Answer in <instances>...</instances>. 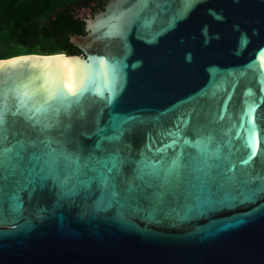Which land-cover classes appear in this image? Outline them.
Listing matches in <instances>:
<instances>
[{"label": "water", "instance_id": "water-1", "mask_svg": "<svg viewBox=\"0 0 264 264\" xmlns=\"http://www.w3.org/2000/svg\"><path fill=\"white\" fill-rule=\"evenodd\" d=\"M84 31L0 59V264H264V0Z\"/></svg>", "mask_w": 264, "mask_h": 264}, {"label": "trees", "instance_id": "trees-1", "mask_svg": "<svg viewBox=\"0 0 264 264\" xmlns=\"http://www.w3.org/2000/svg\"><path fill=\"white\" fill-rule=\"evenodd\" d=\"M78 0H0V59L13 57L15 46L30 54L79 55L71 35L85 34Z\"/></svg>", "mask_w": 264, "mask_h": 264}, {"label": "flooded vegetation", "instance_id": "flooded-vegetation-1", "mask_svg": "<svg viewBox=\"0 0 264 264\" xmlns=\"http://www.w3.org/2000/svg\"><path fill=\"white\" fill-rule=\"evenodd\" d=\"M108 1L109 0H78L77 6L80 7L78 9V17L83 20L88 19V14H97L104 9V6ZM84 10H86V14H82V11Z\"/></svg>", "mask_w": 264, "mask_h": 264}, {"label": "rangeland", "instance_id": "rangeland-1", "mask_svg": "<svg viewBox=\"0 0 264 264\" xmlns=\"http://www.w3.org/2000/svg\"><path fill=\"white\" fill-rule=\"evenodd\" d=\"M83 13L86 14V13H87L86 10L82 11V14H83ZM88 15H89L88 18L93 16L92 14H88ZM14 49H15V54H14V56H21V55H27V54H30L29 51L25 50L24 48L18 47V46H15ZM37 54H38V55H51V54H59V53H45V52L40 51V52H38ZM62 54H63V53H62ZM14 56H13V57H14Z\"/></svg>", "mask_w": 264, "mask_h": 264}, {"label": "bare ground", "instance_id": "bare-ground-1", "mask_svg": "<svg viewBox=\"0 0 264 264\" xmlns=\"http://www.w3.org/2000/svg\"><path fill=\"white\" fill-rule=\"evenodd\" d=\"M120 25H121V21L118 20V22L116 23V26L112 30L113 31L119 30ZM27 57L28 56H25L22 59H27ZM55 57H65V56L64 55H60V54H55V55L51 56V58H55ZM6 61H10V60L0 61V62H6ZM11 61H14V60H11Z\"/></svg>", "mask_w": 264, "mask_h": 264}]
</instances>
